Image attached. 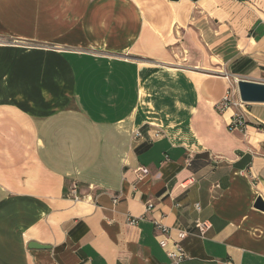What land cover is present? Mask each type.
<instances>
[{"label": "crops", "instance_id": "obj_1", "mask_svg": "<svg viewBox=\"0 0 264 264\" xmlns=\"http://www.w3.org/2000/svg\"><path fill=\"white\" fill-rule=\"evenodd\" d=\"M237 79L264 83V0H0V264H169L154 221L180 264H264V104L215 109Z\"/></svg>", "mask_w": 264, "mask_h": 264}, {"label": "built area", "instance_id": "obj_2", "mask_svg": "<svg viewBox=\"0 0 264 264\" xmlns=\"http://www.w3.org/2000/svg\"><path fill=\"white\" fill-rule=\"evenodd\" d=\"M226 77V76H225ZM236 87V82H235ZM247 105L246 103H243L240 101L237 93V88H234V85L230 87L224 97L215 105V109L218 113H223L228 109H234V113L232 115L230 124L228 125V128L230 130L234 129H244L246 128V116L244 113V106ZM132 137L134 139H141L143 137V134L139 130L132 131ZM160 137V133L154 132L153 138ZM186 164L189 166L190 164V157L186 159ZM194 208L198 211L199 206L194 205ZM152 205L147 204L146 206V212L151 211ZM138 219L137 218H131L128 217L127 224L130 226L136 225ZM154 227L161 233H163L168 238H165L161 241H159L160 247L166 251V255L170 260L169 264H180L182 261L186 259V253L181 246V241H183L188 236V231L184 229H176V239L172 240L171 247H169V242L171 241V238H169V235L171 234L170 228L163 225L161 222L154 221ZM211 225L206 220H200L196 219L193 223V229L196 233V237L198 238H204L206 233L210 230Z\"/></svg>", "mask_w": 264, "mask_h": 264}, {"label": "water", "instance_id": "obj_3", "mask_svg": "<svg viewBox=\"0 0 264 264\" xmlns=\"http://www.w3.org/2000/svg\"><path fill=\"white\" fill-rule=\"evenodd\" d=\"M236 88L241 102L246 104H264V83L254 82L247 79H237ZM254 207L264 212V203L260 198L256 199ZM29 247L42 248L34 243H30Z\"/></svg>", "mask_w": 264, "mask_h": 264}, {"label": "rangeland", "instance_id": "obj_4", "mask_svg": "<svg viewBox=\"0 0 264 264\" xmlns=\"http://www.w3.org/2000/svg\"><path fill=\"white\" fill-rule=\"evenodd\" d=\"M212 74H213V75H219V76L222 75V76H224L223 73H220V72H212ZM250 81H251V80H250ZM252 81H253V80H252ZM235 82H236V81H233L234 88H236V87H235ZM254 82L263 83V82H260V81H254Z\"/></svg>", "mask_w": 264, "mask_h": 264}]
</instances>
